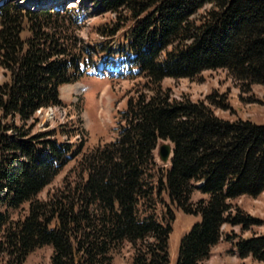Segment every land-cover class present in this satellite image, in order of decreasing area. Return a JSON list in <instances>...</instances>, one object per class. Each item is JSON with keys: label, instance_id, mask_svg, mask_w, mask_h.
<instances>
[{"label": "trees", "instance_id": "1", "mask_svg": "<svg viewBox=\"0 0 264 264\" xmlns=\"http://www.w3.org/2000/svg\"><path fill=\"white\" fill-rule=\"evenodd\" d=\"M98 1L128 24L107 58L143 78V91L119 112L116 140L84 154L76 179L46 200L39 194L83 145L74 151L55 131L33 132L34 117L61 105L59 89L82 77L84 54L108 49H77L74 19L51 6L0 2V66L8 73L0 85V264H23L45 246L50 264H111L126 242L132 264H169L171 207L200 219L181 238L175 264H202L222 239L237 238L224 226L244 232L262 222L234 201L264 191V125L217 116L229 108L218 92L177 101L161 85L218 70L264 85V0ZM160 139L173 144L167 168L156 164ZM194 192L206 198L192 202ZM234 244L240 260L264 263V236Z\"/></svg>", "mask_w": 264, "mask_h": 264}, {"label": "rangeland", "instance_id": "2", "mask_svg": "<svg viewBox=\"0 0 264 264\" xmlns=\"http://www.w3.org/2000/svg\"><path fill=\"white\" fill-rule=\"evenodd\" d=\"M2 1L5 0H0ZM63 1L62 5L60 3L50 8L56 9L61 16L74 19L73 33L78 40L77 49L82 46L100 45L102 50L108 49V53H105L108 57L111 49L119 44L120 35L125 33L128 24L124 25L125 23L118 19V15L105 12L98 0ZM36 2L37 0H12V3L28 9H32ZM209 8L206 6L203 11ZM92 54V57L84 54L85 62H82L81 69L83 74L79 81L60 89L61 105L43 111L41 115L36 114L34 117L37 121L33 132L55 131V138L59 142L71 145L74 151L78 150L79 145H83L81 154L68 162L52 183L39 194L40 200H46L50 193L63 186L66 179L72 181L76 179L77 165L84 154L116 140L119 112L125 110L129 98L143 91V78L132 79L123 69L116 68L113 62L107 63L105 54L100 56ZM7 74L0 66V85L7 81ZM161 86L168 91L172 99L177 101L185 99L193 102L204 101L211 92H218L225 96V103L229 108L215 109L217 116L232 122L241 120L264 125V85L251 86L237 82L225 70L204 72L194 81L168 78L162 81ZM158 167L164 168L159 163ZM204 197L199 192H194L192 202ZM234 205L262 221L261 224L244 232L237 226L223 227L226 236L233 235L237 238L231 240L224 238L213 248L209 259L202 264H264L251 258L238 259L234 247V243L240 238L264 236V191L257 198L236 199ZM171 209L176 218L171 223L172 232L168 241L169 261L170 264H175L181 238L200 219L185 215L174 207ZM156 211L159 217L162 216L163 210L160 204ZM18 217L15 214L13 219ZM51 253V247L38 248L26 258L23 264H50ZM134 253L132 245L126 242L119 250L112 253L111 264H132Z\"/></svg>", "mask_w": 264, "mask_h": 264}, {"label": "water", "instance_id": "3", "mask_svg": "<svg viewBox=\"0 0 264 264\" xmlns=\"http://www.w3.org/2000/svg\"><path fill=\"white\" fill-rule=\"evenodd\" d=\"M173 157V147L170 141L160 140L157 147V158L160 165H167Z\"/></svg>", "mask_w": 264, "mask_h": 264}, {"label": "bare ground", "instance_id": "4", "mask_svg": "<svg viewBox=\"0 0 264 264\" xmlns=\"http://www.w3.org/2000/svg\"><path fill=\"white\" fill-rule=\"evenodd\" d=\"M68 86V85H67ZM65 87V86H64ZM63 88V87H62Z\"/></svg>", "mask_w": 264, "mask_h": 264}]
</instances>
